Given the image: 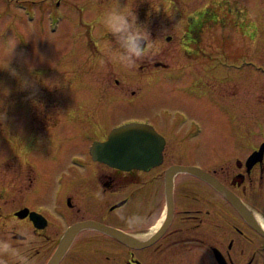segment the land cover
Returning <instances> with one entry per match:
<instances>
[{"label": "flooded vegetation", "instance_id": "flooded-vegetation-1", "mask_svg": "<svg viewBox=\"0 0 264 264\" xmlns=\"http://www.w3.org/2000/svg\"><path fill=\"white\" fill-rule=\"evenodd\" d=\"M165 1L179 3L175 8L169 4L173 26L176 31L184 29L177 40L176 53L166 59L165 54L157 57L151 66L152 78L147 79L142 91L125 93L120 89L121 81H115L119 86L116 94L123 99L120 103L136 101L153 116L138 121L151 125L162 138L161 163L158 166L147 170H121L94 159L91 145L96 141L105 142L111 129L92 137L90 130L96 128L91 122L98 126L101 123L95 119L92 121L88 114L83 113L90 123L83 129L82 124H76L83 121L79 110L63 109L60 113L72 118L64 121L62 126L54 117L38 121L32 125L34 131L22 138L24 144L16 140L14 152L0 151L3 153L0 168L9 170L0 173V222L7 224L5 229L0 225V240L10 241L13 247L21 249L31 264H264V100L258 93L262 87L261 78H264V63L250 46L246 47V43L251 45L255 40L253 31L244 32L248 37L245 43L240 38L230 39L229 52L223 56L216 53V44L208 45L209 40L204 39L208 23L217 32L227 26L226 19L223 22L219 16L222 11L234 15L233 12L241 13L243 9L251 19V15L262 14L263 9H258L257 0H220L215 6H212L215 0ZM238 18H232L234 25ZM250 23L241 21L240 24L247 30ZM262 29L264 32V19ZM263 40L261 38L257 42L263 43ZM98 41L91 38L86 44L76 46L77 51L65 56L69 58L60 66L67 65L70 72L75 65L74 60L81 62V66L92 64L86 54L94 53L101 56L98 58L101 59V67L111 63L112 67H122L127 71L124 65L119 66V62L107 59L109 55L99 54L108 52L109 48H118L114 43L116 40ZM261 56L263 59V54ZM224 59L233 65L229 66L232 71L227 70ZM93 61L94 64L99 63L97 59ZM149 62L152 64V59ZM140 66V71L148 69L146 64ZM242 71L246 74L253 71L259 78L255 84L249 76L243 80L238 76ZM138 72L130 70L128 73L138 75ZM238 81H241L239 87L235 85ZM249 82L250 87H247ZM82 88L87 86L80 81L73 90L79 92ZM64 90V87L59 88L60 93ZM250 94L249 107L242 110L241 97ZM257 97L262 99L259 105ZM252 118H256L255 127L250 121ZM253 128L259 134L254 137L251 133L242 141L241 133ZM82 133H85V141ZM39 135L43 136L41 140ZM66 137L69 140L64 141ZM242 142L252 143L251 148L239 152L242 149L236 145ZM225 146L230 153L224 155L221 162L234 161L235 165L233 168L222 166L218 170L221 172H217L214 159L220 157V150ZM64 148L69 149L63 151ZM191 159H202L203 163H189ZM176 165L197 166L209 173L235 199L236 204L210 182L190 173H178L173 178V208L168 218L165 175ZM185 174L204 183L209 191L207 202H204L208 206L211 203L215 205L214 211L206 207L204 231H192L193 225L186 230L176 228L177 224L188 226L199 219V216L189 214L193 211L178 212L179 190L182 189L186 201L193 196L191 188L179 184L177 176ZM147 175L151 177L146 186H160L161 192L141 190L139 193L135 191L137 194L132 197L128 195L129 189L140 185V180ZM96 193L103 198L98 199ZM124 195L114 203L115 196ZM132 200L135 204L129 215H139L142 222L129 227L125 220L114 219V213ZM51 210H54L53 214H50ZM73 211L77 219L62 228L61 220ZM87 221L98 223L103 229H82L65 253H57L67 230L74 224ZM153 226H156L154 233L150 231ZM108 228L132 237L135 235L141 240L137 242L134 239L138 245H132L104 230ZM24 232L34 237L28 247L22 243L25 237L21 233ZM82 243L90 247H82ZM77 244L80 247L76 248ZM74 252L77 256L71 257ZM3 259L7 264H16L10 256Z\"/></svg>", "mask_w": 264, "mask_h": 264}, {"label": "rangeland", "instance_id": "rangeland-1", "mask_svg": "<svg viewBox=\"0 0 264 264\" xmlns=\"http://www.w3.org/2000/svg\"><path fill=\"white\" fill-rule=\"evenodd\" d=\"M218 1L220 0H215L212 6H215ZM252 2H255V0H252ZM118 4L121 7L127 5L129 9L134 10L138 17V23L145 26L151 33L152 39L156 40L154 54L149 52L146 56L148 58L144 63L142 59L145 60V57L137 60L134 67L126 68L127 71L123 70L122 67H112L111 63L101 67V59H98L101 56L94 53L86 54L92 60V64L84 63L81 66V62L74 60L75 65L70 72L66 69L67 65L60 66L63 60L69 58H64L65 56L72 55L77 51L76 46L86 44L87 40L91 38L99 39L98 42L100 43L104 42L105 39L115 40L103 25L102 17L105 12ZM169 4L174 5V8L179 5L177 2L174 4L165 0H0V151L14 152L16 140L18 139L21 145L24 144L25 141L22 138L29 132L34 131L32 125L38 123V121L54 117L55 120L61 122L62 126L64 121L72 118L64 117L60 113L63 109L79 110L81 112L79 115L83 121L82 123L77 121L76 124H82L83 129H86L87 125L90 124L83 113L88 114L92 121L94 119L99 121L101 123L100 126L94 121L91 122L96 128V130L94 127L90 130L92 137L105 133L107 130H112V127H117L132 119L140 120L147 116H152L148 114L147 108L136 101L120 103L123 102V99L119 94H116L119 86L115 81L116 79L121 81L120 89L122 88L125 93L129 94L133 90L142 91L143 87L147 85L145 84L147 79L152 78L150 77L153 73L151 69L157 57L165 54L164 59H166L176 53L177 40L181 38L184 29L176 31L169 13L171 10ZM257 5L258 9H263L262 14L251 15V19L247 18L246 15L248 14L243 9H241V13L233 12L234 15L222 11L219 16L223 22L226 19L227 26L224 23L225 26L218 32L215 31L210 23L207 24L204 31V39L209 40L208 45L210 43L217 45L218 50L216 53L218 56H223V53L229 52L228 45L232 42L230 39L240 38L245 43L248 37L244 32L253 31L255 40L252 41L251 45L246 43V47L250 46L256 57H259V60L264 63V40L263 43L257 42L261 38L264 39L262 29L264 0H257ZM234 16L239 17L235 25L234 20H232ZM54 21L57 22L58 27L55 31H51L50 25ZM241 21H243V24L251 22L247 30L240 24ZM10 41H14L17 44L13 53ZM114 43L116 44V42ZM256 44L257 47L255 48ZM103 45L106 46V44ZM81 51H78V54ZM99 54L109 55L107 51ZM261 54H263V59ZM106 58L111 59L110 57ZM95 59L99 63L94 64L93 60ZM151 59L152 64L149 62ZM56 62L59 64H54ZM144 64L147 65L148 69L144 68L140 71V65L144 66ZM223 64L227 70L232 71L229 66L232 67L233 65H230L227 59L223 60ZM120 65L121 63H119ZM130 70H137L139 74H129ZM238 76L243 80L244 77L249 76L253 79L254 84L259 78L253 71L247 74L242 71L238 73ZM261 80L262 87L258 89V93L262 94V99L264 100V78H261ZM80 81L85 82L87 88H82L79 92L73 90L79 85ZM240 84L241 81H238L235 85L239 87L241 86ZM61 87L65 88L63 93L59 91ZM247 87H250V82ZM258 87H260V84ZM246 90L248 91V89ZM250 96L251 94L242 95V110L248 109L247 101ZM257 99L258 105L259 102L262 103L260 97H257ZM90 111L92 112L90 113ZM66 113L69 114L70 111ZM77 119H79V116ZM250 121H253V127H255L257 124L256 118H252ZM247 125L249 127V123ZM30 126H32V129ZM257 132L256 128L243 131L241 133L242 141L244 137H249L252 134L255 137L259 134ZM209 134H212V127H210ZM40 135L39 138L41 140L43 136ZM82 137L83 141H85V133H82ZM63 140L67 141L69 138L66 137ZM236 146H240L242 150H239V152H243L250 149L252 143L242 142ZM68 149L64 148L63 151ZM220 152V157L214 159V161H217L214 166L217 169L215 171L221 172L218 170L222 166L233 168L235 165L234 161L230 160L233 164L231 162L225 164L221 162L224 155L230 153L228 147L225 146ZM2 155L3 153H0V157ZM189 163L202 164L203 160L191 159ZM4 171L9 172L3 167L0 168V173H4ZM151 175L142 178L140 185L129 189L128 195L132 197L141 192V190L143 192L149 191L150 193L156 192V194L161 192L160 186L153 188L146 186L150 181ZM161 176H164L163 172H161ZM177 178L181 187H189L193 191L192 199L186 201L184 200L182 189H178V212L190 210L193 212L189 214L196 217L199 216V219L188 226L182 225L180 227V224H177L176 228L186 230V227L193 225L192 231L203 230L206 228L204 224L207 222L205 220L207 215L206 207L210 208L209 210L211 211H214L215 207L213 203L210 206L205 203L207 202L206 196L209 191L205 189L204 183L192 179L191 176L185 174L180 175V177L177 176ZM125 196H115L114 203ZM5 200L9 201L7 198ZM134 204L133 200L129 201L124 208L114 213V219L120 218V215H125L126 218L130 217V210ZM3 208L7 209L6 207ZM53 213L54 210H51L50 214ZM76 219L77 215L73 211L70 216H66L64 220H61L62 228L67 227ZM0 225L1 228L5 229L7 224L0 222ZM97 244L99 245V243ZM106 246L111 245L107 244ZM78 247H80V244L76 245V248ZM82 247L88 248L90 245L85 246L82 243ZM74 256H77L75 252L71 254V257Z\"/></svg>", "mask_w": 264, "mask_h": 264}, {"label": "water", "instance_id": "water-1", "mask_svg": "<svg viewBox=\"0 0 264 264\" xmlns=\"http://www.w3.org/2000/svg\"><path fill=\"white\" fill-rule=\"evenodd\" d=\"M162 147V138L153 129L144 125L130 124L114 129L107 142H97L94 144L92 150L95 159L107 162L122 170H132L149 169L158 166L161 162ZM180 172H188L202 180L210 182L222 193L227 195L233 204H236L235 199L208 173L198 168L177 165L173 166L166 174L168 218L173 208V178ZM91 227L102 228L98 223L92 221L71 226L62 239L57 253H65L76 234L84 228ZM104 230L121 241L138 245L134 239L117 229L108 228Z\"/></svg>", "mask_w": 264, "mask_h": 264}, {"label": "clouds", "instance_id": "clouds-1", "mask_svg": "<svg viewBox=\"0 0 264 264\" xmlns=\"http://www.w3.org/2000/svg\"><path fill=\"white\" fill-rule=\"evenodd\" d=\"M102 23L109 33L115 38L118 48L108 49L110 58L119 62L127 68H132L136 65V61L146 57L149 52L156 49V40H153L148 29L138 23V17L134 10L126 6L121 7L119 4L105 12L102 17ZM12 53L16 45L14 41H10ZM98 199H102L100 193L95 194ZM128 224L129 227H134L142 222V217L133 215L125 218L120 217ZM25 237L22 243L28 247L34 240V237L24 232L21 233ZM12 257L16 264H31L29 258L24 255L21 249L13 247L12 243L7 240H0V264H7L3 259L4 256Z\"/></svg>", "mask_w": 264, "mask_h": 264}, {"label": "bare ground", "instance_id": "bare-ground-1", "mask_svg": "<svg viewBox=\"0 0 264 264\" xmlns=\"http://www.w3.org/2000/svg\"><path fill=\"white\" fill-rule=\"evenodd\" d=\"M264 81V80H263ZM154 230H156V226H153L151 229H150V231H153L152 233H154ZM125 235H127V236H129V237H131V238H133V239H135L137 242H139L141 239L140 238H137L135 235H134V237H132V236H130L129 234H127V233H125V232H123ZM149 235H151V234H149ZM69 248V247H68Z\"/></svg>", "mask_w": 264, "mask_h": 264}]
</instances>
